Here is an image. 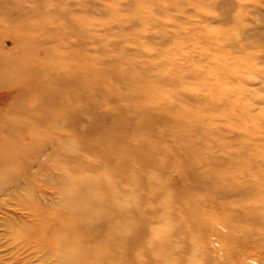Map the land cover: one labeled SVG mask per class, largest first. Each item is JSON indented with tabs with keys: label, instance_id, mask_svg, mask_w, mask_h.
Masks as SVG:
<instances>
[{
	"label": "rangeland",
	"instance_id": "obj_1",
	"mask_svg": "<svg viewBox=\"0 0 264 264\" xmlns=\"http://www.w3.org/2000/svg\"><path fill=\"white\" fill-rule=\"evenodd\" d=\"M0 157V264L63 189L86 264H264V0H0Z\"/></svg>",
	"mask_w": 264,
	"mask_h": 264
},
{
	"label": "bare ground",
	"instance_id": "obj_2",
	"mask_svg": "<svg viewBox=\"0 0 264 264\" xmlns=\"http://www.w3.org/2000/svg\"><path fill=\"white\" fill-rule=\"evenodd\" d=\"M90 124H92V122ZM2 159L3 158L0 157V187L7 186V189H9L11 185V187H15L14 184L17 180L15 178V174L10 175L12 169H8L5 166V160ZM81 194L80 192H77V194L75 195V193H73L72 191L70 192L69 189H63L62 206H64V209L56 211L54 210V212L52 211L51 217L46 216L42 217L41 219L38 218V229L32 225L24 226L22 224V226L18 227L19 229L17 228L18 235H14L15 238H21V235L23 234L28 235L27 238L28 240H30L28 244L37 242L36 244L41 246L42 250H45L46 257L50 258L53 261V264H86V255L90 251L87 243L89 240L91 241V238H93L94 231H91V235L88 238H85L83 236L81 228L84 224L87 225V223L91 222L87 211L93 204V201L90 199L89 194L84 193L85 199L82 206L71 207V209L68 210V206L66 205L68 204V202L69 204L73 205L75 200H78L76 196H80ZM71 199L73 200V202H71ZM66 220H69L70 222L68 223V225H64V223H62ZM24 248L26 249V246ZM47 252L49 255L47 254Z\"/></svg>",
	"mask_w": 264,
	"mask_h": 264
}]
</instances>
